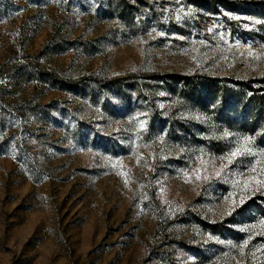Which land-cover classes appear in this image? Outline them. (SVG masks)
Returning a JSON list of instances; mask_svg holds the SVG:
<instances>
[{"label": "rangeland", "instance_id": "rangeland-1", "mask_svg": "<svg viewBox=\"0 0 264 264\" xmlns=\"http://www.w3.org/2000/svg\"><path fill=\"white\" fill-rule=\"evenodd\" d=\"M247 1L0 0V264H264Z\"/></svg>", "mask_w": 264, "mask_h": 264}, {"label": "trees", "instance_id": "trees-1", "mask_svg": "<svg viewBox=\"0 0 264 264\" xmlns=\"http://www.w3.org/2000/svg\"><path fill=\"white\" fill-rule=\"evenodd\" d=\"M222 1H225V0H222ZM247 2L249 5V8L251 9V11H253V13L257 14L259 17H264V0H248ZM226 3H229L232 6L236 5L235 2L228 1ZM222 97H224V93ZM253 101L257 103H263L261 98L253 99Z\"/></svg>", "mask_w": 264, "mask_h": 264}, {"label": "snow or ice", "instance_id": "snow-or-ice-1", "mask_svg": "<svg viewBox=\"0 0 264 264\" xmlns=\"http://www.w3.org/2000/svg\"><path fill=\"white\" fill-rule=\"evenodd\" d=\"M238 151H239V149H237L236 151H234L233 153H231V155L232 156H235Z\"/></svg>", "mask_w": 264, "mask_h": 264}]
</instances>
